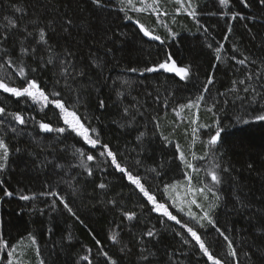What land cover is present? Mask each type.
Returning <instances> with one entry per match:
<instances>
[{"label": "trees", "instance_id": "16d2710c", "mask_svg": "<svg viewBox=\"0 0 264 264\" xmlns=\"http://www.w3.org/2000/svg\"><path fill=\"white\" fill-rule=\"evenodd\" d=\"M152 2L144 0L147 5ZM132 3L142 7L141 0ZM250 3L251 7L246 8L240 0H229L228 7H224L219 0H191L197 13L193 18L188 14L189 0H159L157 6L166 15L157 16L152 7L141 12L129 8V21L120 11L124 5L118 0H104L103 9L96 8L91 0H0V25L7 23L5 17H23L17 20L18 26L31 20H39L42 27L52 25L54 30H47V38L54 51L49 53L44 46L32 45L38 48L37 57L47 60L51 56L54 61L34 74L41 87L49 92L54 88L61 91L65 99L79 96L81 117L88 118L124 164L146 178L160 202L174 193L179 195L178 189L186 183L180 152L196 166L199 180L205 183L210 182V163L227 167V173L217 169L223 183L218 188L220 206L213 215L233 241L239 264H264V122L255 121L256 115L264 113V7L258 0ZM15 7L24 11L15 12ZM237 12L245 19L231 20V14ZM68 19L73 23L64 31ZM137 20L167 42L161 45L143 37ZM170 32L175 33V39ZM34 39L38 36L24 40L21 33L4 47L9 55L15 51L18 56L16 41L27 44ZM221 44V60L216 61L213 50ZM67 50L73 54L71 62L75 68L70 67L71 75L57 83L60 77L56 59ZM164 51L172 53L178 66L191 65L193 75L187 82L162 70L144 75L128 71L158 64ZM4 59V52L0 51V64ZM25 60L31 67L39 63L32 57ZM241 60L245 63H239ZM94 61L102 68H96ZM81 71L84 75H79ZM0 72L10 75L12 69L4 65ZM250 75L252 80L248 81ZM209 76L213 83L208 86L209 92L203 93ZM242 80L244 84L239 83ZM246 86L249 92L243 90ZM118 92L122 93L119 98ZM201 95L204 99L198 108L181 107ZM99 100L107 106L99 108ZM0 106L53 126L63 124L52 106L41 111L39 105L23 99L18 102L5 93H0ZM125 108L129 109L128 116L124 115ZM217 120L225 130V139L213 154L206 141ZM244 120L249 123L244 124ZM141 132L145 135L137 140ZM5 140L10 156L7 167L0 172V238L16 247L17 264H88L82 259L84 256L89 257L91 264H106L101 250L117 264H148L143 256L149 253L153 264H211L179 225L171 221L161 225L163 217L149 212L147 206L142 208L138 191L126 179H120L122 174L104 165L102 158L90 164L94 173L91 177L82 168L73 167L79 163L73 157L75 147L91 151L82 142L75 143L73 136L44 133L30 123L17 134L8 132ZM137 160L141 165H136ZM57 164L63 168L54 167ZM153 167L160 172L154 179L155 174L147 171ZM99 183H106L108 188L99 189ZM170 183L178 187L164 193V185ZM193 183L204 186L197 180ZM5 188L14 193L13 197H3ZM50 190L61 192L71 201L80 219L70 216L59 203L53 208L54 198L42 195ZM22 194L35 199L22 201L18 198ZM208 196L215 201L210 193ZM196 200L201 201L198 197ZM168 204H173L171 199ZM124 209L136 212L138 219H123ZM169 210L188 221L176 208ZM148 229L156 231L157 237H146ZM114 230L119 232L117 244L108 239ZM198 231L210 251L223 258L228 251L223 236L211 227ZM176 232H182L191 244L185 245ZM69 233L71 242L67 239ZM30 234L36 238L35 245ZM6 256L7 250L0 251V264H7Z\"/></svg>", "mask_w": 264, "mask_h": 264}, {"label": "snow or ice", "instance_id": "6c2138e0", "mask_svg": "<svg viewBox=\"0 0 264 264\" xmlns=\"http://www.w3.org/2000/svg\"><path fill=\"white\" fill-rule=\"evenodd\" d=\"M121 5H124L120 8V11L125 13V17L131 21L132 17L127 15V10L130 8L133 11L141 12L144 11L148 7H152L153 11L157 14V16L166 15L167 13L162 12L161 9L157 6L159 4V0H153L152 5H147L144 3V0H141L142 7L137 8L132 3V0H118ZM178 2H182V0H178ZM92 5H94L98 9H103L106 5L104 4V0H91ZM221 6L228 7L229 0H219ZM240 3L244 7H251L250 0H240ZM258 3L261 7H264V0H258ZM188 8L190 11L188 14L193 18L196 17L197 13L195 8L191 4V0H189ZM15 12H23L24 9L21 7H15ZM215 15V13H213ZM222 15H228V13H222ZM245 19L244 16L240 15V13H232L231 20ZM23 19V17H18L17 20ZM7 23L5 25H0L3 27L4 31L0 32V51L4 52V56L6 59L3 60V64H0V68L4 65H7L12 69V73L10 75H0V93H5L15 98L16 101H20L23 99L25 103L31 102L33 105H39L40 110L43 111L45 108L52 106L53 109L58 110V119L63 121L61 126H53L49 122H44L43 120H36L35 117H25L22 112H12L8 111L6 107L0 106V172H3L8 164V159L10 156V149L5 140V135L8 132L13 134H17L23 127L28 126L30 123H35L38 125V128L41 132L44 133H55L63 136L65 133L73 136L75 143H83L87 145L91 151H85L83 147H75L73 151V157L79 161V163L72 165L73 167L82 168L89 177L93 176L94 173L92 171V167L90 164L92 162L97 161L98 158H102V163L107 165V167L113 168L115 172H118L121 175L120 179H126L127 182L133 186L134 190L138 191V194L141 197V207H148L149 212H155L159 214L163 219L160 220L161 225H166L168 221L174 222L175 225H179V228L186 232L188 236L191 237V240L195 241V244L198 245V251L207 258V261H210L211 264H239L237 259V251L234 247L233 241L225 234L224 231L218 225L217 218L213 215L216 208H218L219 201L221 197L218 195V188L223 183V177L220 175V172L217 169H220L219 164H214L213 168L207 171V176L210 178V182L205 183L204 181H200L198 177V169L196 166L191 163L183 154L180 152L179 160L183 165L185 171L183 172L184 181L187 184V191L193 194V197L196 193H199L203 200H208V194L210 193L212 197L215 198L214 202L208 203L206 206L203 203H198L195 198L188 200V210L185 211V207L183 205H177L173 203L171 205L168 204V200L173 199L172 196H169L168 199H165L163 202L158 200L155 192L151 191V185L147 184L146 178L141 177L138 173H134L132 169L124 164L122 160L119 159V154L114 151L110 144L104 142L101 139L100 132L91 126V123L88 121L87 117H81L79 113V108L77 105L79 104V96L75 100L71 99L69 96L68 99H65L62 92L56 90L55 88L52 91H46L41 87L37 77L34 75L43 67L47 65L53 64L54 61L49 57V59L44 60L42 57H37L38 48L33 47L32 45L44 46L45 49L52 53L54 50L51 48L47 38V30L52 29L51 24H47L45 26H41V22L39 20H31L28 24L23 26H18L17 20H13L11 18L5 17ZM73 22L71 19L66 21V26L64 31H68L67 25H71ZM138 25L139 32L142 33L143 37H147L152 41H158L161 45L165 44L167 41L162 38L160 35L154 34V30H150L145 27L144 24L140 23L139 20L135 21ZM29 24L31 25V29L29 30ZM204 31L207 32V28H204ZM229 33H231V25L228 27ZM23 33L24 40H28L29 37L38 36V39L29 40L27 44L24 43V40H18L16 43L19 44V55L17 56L15 51H13L10 55L7 52V48L4 47L5 43L9 41L12 37H16L19 34ZM172 39H175V33H169ZM227 39V37H225ZM209 48L212 47L211 44L208 45ZM223 45H219V47L215 48L213 51L215 53L216 61L221 60V49ZM110 51V50H109ZM72 52L67 50L65 53L61 54L56 59V67L59 69V79H57V83H60V79L70 76V67L75 68V65L71 62ZM164 58L160 60V62L154 66L145 67L143 69L137 68H129L128 71L132 73H139L140 75H144L145 73H156L161 70L165 73H172L175 77H178L180 81L187 82L193 75L191 65H183L178 66L176 60L173 55L169 51L163 52ZM26 57H32L39 60V63L35 67H31L25 60ZM247 59V58H245ZM239 63L244 64L245 61L241 60ZM94 66L98 69L102 68V65L99 62L94 61ZM79 75H84V72H79ZM248 81L252 80V76L247 77ZM127 84L128 82L125 81ZM213 83V79L211 76L206 80L205 85L203 86L202 92H209V85ZM235 83V82H234ZM239 83L244 84L245 81H239ZM245 92H249V87L246 86L243 89ZM253 93V98H255L256 89H251ZM122 93H117V97L119 98ZM204 96L201 95L197 97L195 101H189L186 105H181V107H199L201 101H203ZM107 105L104 100H99L98 107L103 109ZM208 111H212L211 108ZM129 109H124V115L128 116ZM47 115V114H45ZM255 121L264 122V113L255 116ZM244 124H248L249 121L244 120ZM215 130L212 132L206 141V145L208 151L215 154L219 151V147L222 146L224 142V136L222 133L225 131L220 122L215 121ZM211 127V126H209ZM195 131V129H194ZM144 133L141 132L137 137V140H142L144 137ZM75 138H79V140H75ZM67 139V137H65ZM167 140V137L164 138ZM17 152L20 149H16ZM179 152V148H177ZM98 153V155H97ZM207 153L205 154V157ZM205 157H200V159H204ZM136 165H141L139 160L136 161ZM251 167V165H249ZM54 167L63 168V165L57 164ZM102 170H107L104 168ZM191 170V171H188ZM150 173H154L155 177L160 175V172L156 167L147 170ZM229 169L224 167L222 172L227 173ZM195 174V175H194ZM194 180H197L198 183H203V187H198L193 183ZM101 190H106L108 185L106 183H99L96 185ZM178 187L177 184H166L164 185L163 192L168 193L171 190H174ZM75 189H73V194H75ZM14 193L9 191L8 189H3V197L11 198ZM42 195H46L48 197H53L54 200L52 202V207L55 208L57 203L63 206V209L72 217L77 220L80 217L77 215V211L72 207L71 201L67 200L61 192L56 190H50L46 193H42ZM22 201H29L35 199L34 196L29 195H20L18 197ZM147 202V204L144 203ZM114 205L115 201H112ZM194 205L196 208L200 209V213L196 214L191 212V206ZM170 207L176 208L178 212L183 213L188 216V221L183 219V216L178 218L177 215L173 214L169 209ZM123 219L127 221H133L138 219L136 212L129 211L127 209L122 210L121 213ZM194 222V223H191ZM82 223V221H81ZM207 227H211L215 229L221 236H223L224 240L227 241L228 251L225 253L224 257L221 258L219 256L214 255L209 246H207L206 242L202 239L201 234L198 229H206ZM175 231V229H173ZM149 239H154L157 237L156 231L153 229H148L145 234ZM177 236H180L182 242L185 245H190L191 241L187 239L182 232H176ZM31 243L35 245L37 243L36 238L31 236ZM68 241L71 242L72 235L68 234ZM108 239L113 243H119V232L113 231ZM7 250V256L5 259L7 260V264H17V260L14 257L17 254V249L14 246H11L7 241L0 238V251ZM89 251H91L89 249ZM37 255H39V249H36ZM101 255L105 257L106 264H117V261L108 255L106 251L101 250ZM151 255V253H149ZM149 255L143 256V259L148 262V264H153V262L149 259ZM247 255V253H245ZM228 257H232V261H229ZM83 260L88 261V264H91V260H89L88 256L82 257ZM40 264H44L43 261H40Z\"/></svg>", "mask_w": 264, "mask_h": 264}, {"label": "rangeland", "instance_id": "374dc122", "mask_svg": "<svg viewBox=\"0 0 264 264\" xmlns=\"http://www.w3.org/2000/svg\"><path fill=\"white\" fill-rule=\"evenodd\" d=\"M1 75V72H0ZM210 167H213L212 164L210 163ZM220 169L222 170V167L220 166ZM186 185V186H184ZM184 185H182L179 189V195H175L176 193L173 194V199H171L172 203H176L177 205H183L185 207V211L188 210V200H191L193 198H199L201 199L200 203L205 204V206L212 202L211 198L209 197L207 201L203 200V198L201 197V195L199 193H196L195 196L193 197V194L187 191V184L184 183ZM191 212L199 214L200 213V209L196 208L194 205L191 206ZM183 214V213H182ZM184 215V214H183ZM185 217L188 218V216L184 215Z\"/></svg>", "mask_w": 264, "mask_h": 264}]
</instances>
